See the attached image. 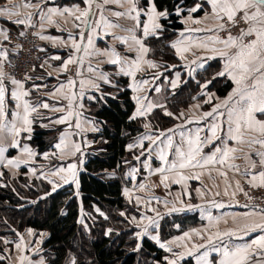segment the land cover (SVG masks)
I'll return each instance as SVG.
<instances>
[{"label":"crops","instance_id":"1","mask_svg":"<svg viewBox=\"0 0 264 264\" xmlns=\"http://www.w3.org/2000/svg\"><path fill=\"white\" fill-rule=\"evenodd\" d=\"M142 1L143 0H139L141 7H147L142 5ZM25 2H28L32 5H39V7L25 8L23 6ZM197 4L202 5L201 9H199L197 12H190V9H181L180 12H187L181 18V23L184 25V29L178 32V36L175 40L186 39L190 37L193 42H199L200 40H205L208 37L214 35H219L221 38H225L226 36L224 35L223 31H187V29L189 28H215L216 21L214 19H212L211 17L205 19L206 12L210 11V5L207 3V0H198ZM97 5H99V7H97ZM4 7L10 8L13 12L18 11L20 13V16H0V32L7 34V39L4 38V35H0V52L7 53L6 58L0 56V68L4 70L5 63L8 62L12 57L13 47L15 45L13 42L14 38L18 37L17 35L24 31L28 26L38 23L40 26V42L44 48L50 51V56L48 58L47 64L45 65L44 72L35 73L31 80L28 81L29 83H31L30 86L27 87L26 83H23L24 90L29 92V95L27 97H24V99L28 100L30 104L37 107V112L32 113L30 116L32 120L34 116H47L49 120L46 123L41 124L42 127L46 129L61 128L57 143L60 142L61 136L65 135L68 149L66 150L67 154L64 155H61L59 150L56 149V156L60 162V165L42 172L41 169L33 165L37 157V150L32 148L28 143V133H22V135L17 138L20 140V147L13 148L11 147L12 136L7 133V131L0 132V147L6 148V151L3 152L2 156H0V169H7L10 173L16 175L25 167L28 168L30 175H33L34 177H42L48 182L49 180L54 181L59 188L70 184H73L77 187V184L75 182L64 183L62 180H60L59 176H55L53 175V173L62 167L67 168L70 164H76L78 178L79 173L82 171L85 165L88 149L95 139V134L99 131V127L96 122H94L87 115L89 111L88 102L96 100L95 95H98V98L101 99H104L107 94L112 95L111 93L103 92V90L105 88L116 87L118 84V80L121 78H126L129 80V89L132 93V97L136 95V93H134L131 88V84L133 83L132 78L118 74L119 65H112L107 63V55L97 54V52H106L110 51L111 49H115L122 57H126L129 60L136 57L137 53L135 51H130L127 44H122L119 40L114 38L115 36L127 35L126 32L122 31V28L131 27L133 25V21L127 18V16L117 17L116 15H114V13L116 12H125L128 5L124 4L123 6H121L117 3L104 4V0H95V3L92 7V13L90 14V19L93 22H99V27H97L96 34L93 36V46L91 47L88 46L87 42V36L91 31V28H85L81 21L75 20L74 16H70L65 12L63 16L53 15L52 20L54 21V23H49L46 18L44 20H41V13L47 16L49 14V9H57L59 12H64V9H69L71 11L77 7H79L80 9H84L87 7V5L83 2V0H0V8ZM29 13L32 14L30 23H15V21L18 19H25ZM101 16H103V20L101 19ZM189 16H191L192 19L201 20L202 23L193 24L191 20L187 19ZM141 20H146V17L141 16ZM105 21L111 24L119 25L121 27L106 30L104 27ZM77 24H79L80 27H76ZM81 31H83L85 34V38L83 41L80 40ZM181 32L184 33V37L180 36ZM41 36H44L46 38L41 39ZM72 39H75L77 42L81 43V51L77 52L71 47ZM211 46L212 45H210V47ZM85 47H88L87 53H85L84 51ZM215 47L222 48L223 46L215 45ZM184 56L185 59L182 60L180 56L177 55V58L180 60V64L173 66H166L155 61L154 62L158 65V67L155 69L148 68L147 65L142 66L143 71L137 73L136 81H148V84L145 85V90L140 93V95L147 97L145 104H147L148 102H152L157 105H165V100L168 97V94H173V92H175L182 85L184 75L187 78L194 79L196 75L200 71H203L211 61L218 59L221 60L224 70V58H221L219 55L212 53L206 49L192 47L187 53H184ZM55 57H59V59H55ZM69 57H72L76 62L68 65V70L65 72L63 71V64L69 59ZM146 59L152 60L150 58V52L147 54ZM193 61H195V63H193ZM200 65H203V67H201ZM83 67L86 68L85 72L81 71V68ZM71 70H75L76 74H71ZM102 73L108 76V83H105L101 78ZM157 74H159L158 78ZM224 77L231 80L227 75H225ZM69 79L75 82L71 86V88L68 87ZM81 81L85 82L83 88H81ZM173 82L176 83V87L172 86ZM93 83L99 85V88L96 89L92 87ZM4 84L6 87V107L9 101L12 104L13 111H22V108L16 109L15 106L17 102L11 98V92L15 89V86L12 84H7L5 80ZM61 85L65 86L61 90L63 95L61 93L52 95V93L56 92V90L60 88ZM234 87L235 85L233 83V88ZM157 88L160 89L159 92L156 91ZM72 93L76 94V99L73 101L72 108L74 115L70 117L69 121L64 124L52 123V121L67 115V112L69 110L68 100L64 99V95H71ZM81 93H83L82 96ZM229 94L224 98H217L213 93H207L204 91L200 94L202 100H198L189 110H182L177 115L176 124L172 128H170L173 131L169 132V129H167L155 132L151 129H147L146 133L141 135L142 137L144 135L157 137L159 136L160 132H164L165 136L160 137V140L157 141V144L152 145L154 149H151V153H149V151L145 152L147 149H145V146L143 148H140L138 146L133 147L140 150L139 157L142 159V163L144 161V158H146L148 164H153L154 161L157 160L158 168H167V165L159 160L158 150L159 148L164 147L168 136H171L174 141L173 149L168 150V159L170 162L175 159V147L181 145V133H184V139L186 140L189 135L194 136L197 129H202L203 131L200 132L201 138L204 139L205 137H210L211 125L217 122V118L215 115L212 117L203 118V114L205 112L212 111L213 107L226 99ZM90 97L92 99H90ZM210 97L211 100L209 102ZM43 103H47L49 105V108H43L41 106ZM134 103L135 110L133 114L135 113L137 107L135 101ZM80 104H82L83 107H79ZM204 105H206L205 109L203 108ZM54 107L63 109V111H52L51 109ZM158 108L160 107L153 108L150 113H147L143 117L149 116L154 110ZM220 111L226 110L221 109ZM12 112L10 115L7 111V121H11L13 119ZM76 113H78L79 115H76ZM257 118L264 119V116H261L259 113H257ZM224 119H226V117L220 118L221 121H223ZM77 121H79L81 125L80 128L76 127ZM33 125L34 121L32 123V132L30 134L31 136L34 130ZM93 128H96L97 130L93 131ZM226 131L227 128L226 125H224L223 130L219 132L218 135L223 137L226 134ZM22 138L24 140H22ZM147 142L149 143V149L151 148V142ZM73 144L80 145V151L75 152L74 155L72 154V152L74 151V149L72 148ZM24 145H27L35 155L30 157L27 153H24L22 150ZM133 145H138V142L134 143ZM228 145L230 147H240L243 149V151H238L237 153H235V156L238 158L229 160L224 165H207L204 168L181 170L183 175L189 177V179L184 182H181L179 184L174 182L179 178L175 172H158V174H156L155 177L158 179L160 187L163 188L166 192H161V194H159V199L150 197L146 201L148 204H150V207L148 206V211L144 210L145 216L153 217L157 220L159 225V227L152 226L149 228L150 235H159L160 241L162 243H168L175 240L177 237L182 236L185 232H191L193 229L204 230L208 228L209 225V221L207 219L208 213H211L214 217H223L227 220V223H225L224 220H221L220 224L218 225L219 229L223 231L225 229L236 227V224H234L233 220L231 219L233 215L241 216L246 212L260 210L253 207L238 206L234 201L236 195L240 192L236 188L237 181H239L240 186H242L244 182L250 184L249 181L251 180V176L245 174V169L249 167V164L244 159V154L247 153L249 149L246 145H236L234 141H228ZM215 146L223 147V144L220 140H216L214 142V145H208L203 148V154H210L212 151H214ZM184 147L186 148V145H184ZM258 147L259 146H257V148ZM11 150L16 151L13 156L9 155V152ZM142 152L143 155H141ZM49 155L50 154H47V159L45 158V156H43V159L45 161L51 160V157ZM252 158L257 162L259 160V157L255 156L254 154ZM9 159H18L20 161H24L25 163H21L19 168H15L11 165H7V161ZM229 164L238 165L239 171L234 168H230L228 166ZM260 170L261 168L259 166V163H257V167L255 169H252L251 171L253 173H256ZM221 172L226 173V175H221ZM61 175L66 176L67 173H61ZM163 175L168 176V180L164 183L161 182ZM197 175L199 178H195ZM165 183L168 185V187H165ZM50 184L53 187V184ZM226 188L229 193L228 195L224 194ZM197 189L203 192L204 195L200 196L197 192ZM217 192H219L220 194L216 195ZM232 192L236 193L234 197L231 195ZM155 200L158 201V204L155 203ZM212 201L221 203L224 205V207L217 208L213 206ZM166 202L167 207L165 206ZM188 205H192L194 207L191 210H188ZM173 206L177 208H184L185 210L181 212H170L169 210ZM157 213H159V216H157ZM173 214L197 215L200 223L197 226L190 227L187 231L180 235H176L166 241H163L159 233L160 225L163 218H166ZM144 221L148 223L147 220ZM212 231H215V229H212ZM30 232L31 234L27 232L21 236L23 237L22 249L16 248V244L20 243V239L14 245L13 251L9 253L7 264H20L19 258L21 256L28 257V260H30L32 264H38V261L41 260V242L35 240L36 235L34 234V232ZM261 234L264 233L252 232L249 235L244 236L242 240H236L235 237H233L232 240L236 243L250 242ZM154 242L156 243V241ZM192 242L203 243L204 241L199 237L193 236ZM157 245L159 247V244ZM189 246H191L190 243ZM172 247L174 251L183 250L182 248H177L175 245H172ZM204 250L205 249H201L200 252L202 253ZM168 254V257L171 258L172 254ZM196 255H199V253H197ZM196 255L186 257L183 261L180 262V264H197ZM213 257H215L217 260L219 259V256L216 253L210 254L209 258L212 259ZM28 260L24 261V264H28ZM163 264H166V260Z\"/></svg>","mask_w":264,"mask_h":264},{"label":"snow or ice","instance_id":"2","mask_svg":"<svg viewBox=\"0 0 264 264\" xmlns=\"http://www.w3.org/2000/svg\"><path fill=\"white\" fill-rule=\"evenodd\" d=\"M83 2L87 5L84 9L77 7L71 11L69 9H64V12H59L57 9H49V14L47 16L41 13V20L46 18L49 23H54L52 16H63L65 12L70 16H74L75 20L81 21L85 28H91L87 36L88 46L91 47L93 46V36L96 34L99 22H93L90 19L95 0H83ZM110 3H117L121 6L124 4L128 5L125 12H116L114 15L117 17L127 16V18L133 21V25L131 27L122 28V31L126 32L127 35L115 36L114 38L119 40L122 44H127L129 50L135 51L137 55L134 59L129 60L126 57H122L115 49L106 52H97V54L107 55V63L119 65L118 74L132 78L133 83L131 84V88L132 91L136 93L132 99L137 105L136 111L131 117V119L134 120L137 117H143L147 113H150L153 108H164L162 104L157 105L152 102L145 104L147 97L140 95V93L145 90V85L148 84V81L143 80L137 82L136 75L138 72L143 71V65H147L148 68L153 69L158 67L154 61L146 59L147 54L151 50L146 45V41L151 38L159 39L163 35L165 29L160 21L166 20L170 13L167 9L162 11L158 10L155 0H146L147 7H141L139 0H104V4ZM207 3L210 5V11L206 12L205 19L209 17L214 19L216 21L215 28H189L187 31H223L227 32V36L221 38L219 35H214L205 40H200L199 42H193L190 37L186 39H177L171 44V47L175 49L176 54L180 56L182 60L185 59L184 53H187L192 47L206 49L224 58V70L217 73V75H227L232 80L235 87L226 99L213 107L212 111L203 114V118L212 117L214 115L217 118V122L211 125V136L202 139L200 132L203 130L197 129L194 136L189 135L185 140L184 133H181V145L175 147V159L171 162L168 159V150L173 149L174 141L171 136H168L164 147L158 150V158L167 165V168L161 167L156 169V171L160 173L175 172L179 178L174 182L179 184L189 179V177L182 174L181 170L204 168L207 165H224L227 161L238 158L235 156V153L243 151V149L240 147H230L228 145V141H234L236 145H246L249 149V151L244 154V159L249 164V167L245 169V174L251 176V180L249 181L250 184L253 187H264V119L257 118V113L264 116V0H207ZM23 6L25 8L39 7V5H32L28 2H25ZM97 7H99V5H97ZM201 7L202 5L196 4L189 11L197 12ZM180 11L181 10L177 9L176 14L180 15ZM13 15L20 16V13L18 11L13 12L8 7L0 8V16ZM141 16L146 17V20L142 21ZM31 19L32 14L29 13L25 19H18L15 23H30ZM101 19L103 20V16H101ZM187 19L191 20L193 24L202 23L201 20L192 19L191 16ZM241 23L247 27L240 28L238 35H232L231 29ZM76 27H80V25L77 24ZM104 27L107 30L121 26L105 21ZM0 35H4V38L7 39L6 33L0 32ZM180 36L184 37V33L181 32ZM40 38L45 39L46 37L41 36ZM84 38L85 34L81 31L80 40L83 41ZM210 45L212 46L210 47ZM215 45H222L223 47L218 48L215 47ZM71 47L77 52L81 51V43L77 42L75 39H72ZM84 51L87 53L88 47H85ZM0 56L6 58L7 53L0 52ZM55 59H59V57H55ZM75 62L76 61L72 57H69L63 64V71L66 72L68 70V65ZM193 63H195V61H193ZM200 66L203 67V65ZM5 76L6 74L3 72L2 68H0V132L7 131V133L12 136L11 147L16 148L20 147V140L17 138L20 137L22 133H28L27 139H31L30 134L32 132L33 120L30 116L32 113L37 112V107L24 99V97L29 95V92L24 90V84L21 81L13 78L11 79V84L15 86V89L11 92V98L17 102L15 106L16 109L22 108V111H13V119L7 121L6 87L4 84ZM158 76L159 74H157V78ZM101 78L105 83L109 82L108 76L103 73L101 74ZM74 83L73 80L69 79L68 87L71 88ZM84 83V81H81V88L84 87ZM172 86L176 87V83L173 82ZM206 86L207 85H205V87ZM64 87V85H61L52 95H56L57 93L63 95L61 90ZM92 87L98 89L99 85L93 83ZM156 91L159 92L160 89L157 88ZM82 95L83 93H81V96ZM64 99L68 100L69 110L67 115L52 121V123L64 124L74 115L72 108L73 101L76 99V94L64 95ZM90 99L92 98L90 97ZM210 100L211 97L209 98V102ZM41 106L45 109L49 108L47 103H43ZM79 107H83V105L80 104ZM221 109H225L226 111H220ZM51 110L63 111V109L55 107ZM76 115L79 114L76 113ZM165 115L172 116L173 114L165 110ZM223 117H226V119L221 121L220 118ZM224 125H226L227 131L226 134L221 137L218 133L223 130ZM76 127H81L79 121H77ZM144 127L148 128L149 125L145 124ZM92 130L96 131L97 129L93 128ZM168 131L171 132L173 130L169 129ZM162 136H165L164 132H160L157 137L150 135L144 136L139 141L138 145L130 144L128 148L129 150L136 146L143 148L144 140H148L152 145H155ZM216 140H220L223 147L215 146L214 151L204 155L203 148L208 145H214ZM184 145H186V148ZM257 146L259 147L257 148ZM55 148L59 150L61 155L67 154L66 150L68 149V144L66 143L65 135L61 136L60 142L55 145ZM72 148L74 149L72 152L73 155L75 152L80 151L79 144H73ZM22 150L30 157L35 155L27 145H24ZM5 151L6 148L0 147V156H2ZM148 151L151 153V148H149ZM253 154L259 157L258 162L252 158ZM141 155H143V152ZM45 158H48L47 154H45ZM136 159H139V156H137ZM21 163L25 162L18 159H9L7 161V165H11L15 168H19ZM257 163H259L261 170L253 173L251 170L257 167ZM147 166L148 165L145 164V167ZM228 166L239 171L238 165L229 164ZM135 171L136 170L133 169V172ZM61 173H67V175H61ZM0 175H2V173H0ZM53 175L59 176L60 180L64 183L75 182L77 187H79L76 164H70L67 168L62 167L55 171ZM221 175H226V173L221 172ZM195 178H199L198 175ZM167 180L168 176L163 175L161 182L164 183ZM49 183L53 184V190L58 186L54 181L49 180ZM143 187L144 185H141V188ZM165 187H168L166 183ZM236 188L239 191H243L239 181L236 183ZM197 192L200 196L204 195L199 189H197ZM219 194V192L216 193V195ZM224 194H229L227 188ZM125 195H128L127 190L125 191ZM231 195L234 197L236 193L232 192ZM245 195H247V193H245ZM136 199L137 203H139L140 198L137 197ZM212 204L217 208L224 207L223 204L215 201H212ZM165 206L167 207V202ZM247 206L248 205H245L244 207ZM193 207L192 205L187 206L188 210H191ZM184 210V208L173 206L169 211L181 212ZM97 211H99V209H97ZM100 215L103 216L104 213L101 212ZM121 215L123 216L124 213L122 212ZM157 216H159V213H157ZM105 218L107 219V217ZM132 219L133 222L136 223V226L141 228V231L136 233L138 238L148 236L150 239L156 241L161 249L172 254L171 258L165 257L166 264H180L186 257L196 255L197 253H199V255H196L197 264H264V234L245 243H236L232 240L233 237H235L236 240H242L244 236L252 232L264 233V208H261L259 211L243 213L241 216L233 215L231 219L233 223L236 224V227L223 231L219 229L218 225L221 220H224L225 223H227V220L223 217H214L211 213H208V228L204 230L193 229L191 232H185L182 236L168 243H162L159 235L149 234L150 227H159L156 219L148 216L142 217V220H147L148 222L147 224H143V226H141L140 221H136L135 217ZM212 229H215V231H212ZM111 231L112 230L109 229L108 233L110 234ZM29 234H31V232H29ZM193 236L199 237L204 242L193 243ZM5 243H9V241H5ZM189 243L191 246H189ZM22 245L23 237L20 238V243L16 244V248L22 249ZM172 245H175L177 248H182L183 250L174 251ZM139 248L140 244H137L136 250H139ZM201 249L205 250L201 253ZM211 253L218 254L219 259L217 260L215 257L210 259ZM4 258V256L0 255V260ZM19 259L20 264H24V261L28 260V257L21 256ZM28 264H32V262L28 260ZM38 264H44V260L41 259L38 261ZM73 264H75L74 261Z\"/></svg>","mask_w":264,"mask_h":264},{"label":"trees","instance_id":"3","mask_svg":"<svg viewBox=\"0 0 264 264\" xmlns=\"http://www.w3.org/2000/svg\"><path fill=\"white\" fill-rule=\"evenodd\" d=\"M155 3L158 10L167 9L170 15L161 21L165 29L163 35L146 41L151 49L150 58L166 66L180 64L171 44L178 32L184 29L181 18L187 12L182 11L180 15L176 12L177 9H191L198 0H155ZM142 5L147 6L146 0L142 1ZM21 33L17 36L20 37ZM41 47L49 58L50 51L42 44ZM15 50L16 45L9 61L14 58ZM44 70L45 66L37 67L28 81L35 73ZM221 71L222 61L218 59L211 61L194 79L184 75L182 85L173 94H168L164 108L134 120L131 117L135 103L128 79L121 78L116 87L105 88L103 92L112 95L107 94L104 99L95 95L96 100L88 102L87 115L96 122L99 131L78 175L79 187L70 184L52 191V185L47 180L30 175L28 168L24 167L16 175L7 169H0V255L5 257L0 264H7L14 245L30 231L36 235L35 240L41 242L40 258L45 264H73V261L75 264H163L169 254L147 236H136L140 228L132 222V217L137 216L133 209L136 208L139 214L140 207L136 206V198L125 195V191L134 178L129 169L139 165L136 156L140 150H129L128 145L134 144L147 129L157 132L172 128L177 115L202 100L200 94L204 91L213 93L217 98L226 97L233 89V83L224 76H218ZM28 81L25 82L27 87L31 85ZM5 82L10 85L11 78L5 76ZM165 110L173 115H165ZM7 111L10 115L13 111L9 101ZM48 120L47 116H34V130L28 140L31 147L37 150L33 165L42 172L60 165L55 145L61 128L42 127L41 124ZM145 124L149 127L145 128ZM15 152L11 150L9 155L13 156ZM45 154H50L51 160L45 161ZM28 178L34 180L36 186L46 181L48 188L42 191L34 187L25 190L23 186H30ZM199 223L197 215L173 214L163 218L159 233L166 241ZM109 229L112 230L110 234ZM137 244H140L139 250H136Z\"/></svg>","mask_w":264,"mask_h":264},{"label":"built area","instance_id":"4","mask_svg":"<svg viewBox=\"0 0 264 264\" xmlns=\"http://www.w3.org/2000/svg\"><path fill=\"white\" fill-rule=\"evenodd\" d=\"M242 27L247 26L241 23L232 28V35H238L239 29ZM39 28L38 23L28 26L20 37L14 38L13 42L16 45L14 58L5 63L3 70L9 78L25 83L37 67H43L47 64L48 57L43 53L41 47ZM224 35L227 36V32H224ZM81 71L85 72L86 68H81ZM71 74L75 75L76 71L71 70ZM241 188L243 191H240L234 200L238 206L248 205L247 207L264 208V187H253L244 182Z\"/></svg>","mask_w":264,"mask_h":264},{"label":"rangeland","instance_id":"5","mask_svg":"<svg viewBox=\"0 0 264 264\" xmlns=\"http://www.w3.org/2000/svg\"><path fill=\"white\" fill-rule=\"evenodd\" d=\"M44 117V116H43ZM144 136H148V135H144ZM143 136V137H144ZM142 136L141 137H139L136 141H135V143L136 142H138L139 143V141L143 138ZM148 140H144V146H145V149H146V151L145 152H147L148 151V142H147ZM150 146H151V149L153 150L154 148L152 147V144L150 143ZM139 156V155H138ZM153 156V155H152ZM137 157V156H136ZM137 160H139V165L137 166V167H135V168H133V169H135L136 171L135 172H133V170L130 168L129 169V171L131 172V174H134V175H132V176H134V178L132 179V183L130 184L129 183V185L127 186V192H128V195L129 196H131V198H133V199H135V198H137V197H139L140 198V201H139V203H137V199L135 200L136 201V206H139L140 207V211H139V214H138V212L136 211V208L135 209H133V212L137 215V216H133V217H135L136 218V221H140L141 222V226H143V224H147L146 223V221H144V220H142V217H144L145 216V212H144V210L145 211H148L149 209V205L150 204H148L146 201H147V199L148 198H152V197H154V198H156V199H159L160 198V196H159V194H161V192H166L163 188H161L160 187V183H159V181H158V179L155 177L156 176V174H158V171H156V169H158V167H157V165H158V161L156 160V161H154V163L153 164H148L147 163V160H146V158H144V161H143V163H142V159H140V157H139V159H137ZM145 164H147L148 166L147 167H145ZM155 166V167H154ZM46 171V170H45ZM45 173H47V172H45ZM28 180V185H30V186H28V187H24L23 186V188L25 189V190H27L28 188L29 189H32L31 187H34L35 189H37L38 191H42L43 190V188H48V186H47V182L46 181H43V182H45V183H42V185L41 186H36V185H34V180H32V179H27ZM13 182V181H12ZM141 185H144V187L143 188H141ZM53 188V187H52ZM59 187H56L55 189H58ZM52 191H53V189H52ZM45 196V195H44ZM43 196V197H44ZM155 203L156 204H158V201L157 200H155ZM149 206V207H148ZM132 217V218H133ZM84 222V219H83V217H82V219H81V223H83ZM132 222H133V219H132ZM133 224L135 225V227H136V223L135 222H133ZM138 231H141V228H140V230L138 229ZM144 238V237H143Z\"/></svg>","mask_w":264,"mask_h":264}]
</instances>
